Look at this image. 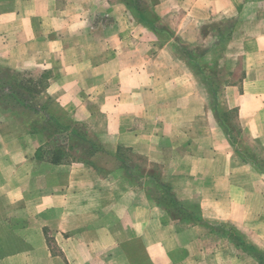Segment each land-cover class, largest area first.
Here are the masks:
<instances>
[{
  "label": "crops",
  "instance_id": "1",
  "mask_svg": "<svg viewBox=\"0 0 264 264\" xmlns=\"http://www.w3.org/2000/svg\"><path fill=\"white\" fill-rule=\"evenodd\" d=\"M192 1L198 10L183 13L191 31L184 22L177 28L185 41L202 38L208 25L218 36V25L240 19L227 45L242 60L241 76L219 98L225 110H237L241 132L261 151L249 163L235 162L233 141L209 109L202 87L209 80L172 46L151 55L137 41L126 3L0 0V78L23 84L24 73L41 75L44 89L31 98H52L82 130L92 122L95 144L119 169L103 170L98 155L94 164L43 158L40 134L0 106V264L196 263L198 238L181 243L179 234L165 235L175 222L145 186L153 165L171 172L176 200L197 197L203 220L250 231L264 245V172L257 168L264 161V0L251 13L247 0ZM182 3L160 0L159 17ZM121 147L145 157L140 176L120 171Z\"/></svg>",
  "mask_w": 264,
  "mask_h": 264
},
{
  "label": "rangeland",
  "instance_id": "2",
  "mask_svg": "<svg viewBox=\"0 0 264 264\" xmlns=\"http://www.w3.org/2000/svg\"><path fill=\"white\" fill-rule=\"evenodd\" d=\"M112 1H120L128 5L129 9L127 12L136 20H132V24L134 30H136L134 32L139 35L137 41L141 38V44H148L146 49H149L151 55L158 56V50L161 47L172 46L175 52L178 53L179 51L184 56L180 55V58L185 63H187V60H193L199 75L209 80V82H204L202 85L206 93L208 92L211 96L208 106L215 116V121L221 127V130L233 141L234 148L232 153L235 156V162L241 164L250 161L252 158L254 159L253 156L258 146L243 134V131L241 132V124L237 118V110H225L222 105L223 103L221 104L217 100L216 96H214V91H212L215 90L218 94H222L225 86L229 85L231 81L239 79V76H241V71L237 65H240L242 60L240 57L236 58L233 48L228 50L229 45H227L231 39V32L238 27L237 23L240 19L232 22L228 20L226 24L218 25L220 32L218 36H215L212 32L215 26L208 25L203 30L202 38L198 39L197 36L195 38L190 36L191 42L185 41L183 38L185 35L178 34L177 28L184 22V30L191 31L192 21L187 14L183 15V13H191L193 10L197 11V6H199L200 2L195 3L192 0H183L184 3L175 7L167 18H161L156 8L160 0ZM247 1L246 4L250 3V7L246 10L250 11V13L259 8L255 3L256 0ZM184 41L192 45L190 46L191 48L186 50V47L184 48L182 45ZM221 41L222 43H220ZM162 57L165 59L167 56L164 57L162 55ZM106 58H109V55ZM222 66L227 68V73L233 69L235 71L227 74L222 69ZM0 76H6V74L0 73ZM38 77L39 79L36 80ZM40 78L41 75L24 73L23 79L26 80L23 84H15L12 82V85L17 90L16 92L20 94L19 99L28 98V90H31L32 87L35 88L37 85L43 91V85L37 84L41 81ZM35 80L37 83H31ZM18 81L21 83L19 77ZM2 96L8 99L1 100ZM19 99H13L11 88L8 86L5 87V85L0 86V106L7 107L15 114L18 113L24 119L28 131L34 130V133L40 134L39 139L43 144L40 155L43 158L53 159L56 163L70 165L77 161L94 164L91 158L98 155L100 156V161L97 164L107 166V169L101 167L103 170L119 172V169L115 166V162L111 160V154L95 144L94 140H97L98 137L92 135L94 134L91 131L94 126L92 122L87 125L84 124L82 130V127L74 125V122L70 121L68 116H63V110L59 108L56 101L47 96L33 100L28 98L25 103L21 104L24 107L28 105L32 106L35 103L39 104V114H35L29 107H27L29 109L24 110L20 105L22 101ZM18 106L23 109V112L20 109L17 110L19 108ZM121 117L124 118L125 116ZM127 126L129 125L125 121L123 124V132L127 131ZM66 127H69V129L64 130ZM167 150L169 151V155L172 154L170 149ZM256 151L258 153L261 152L260 150ZM115 157L117 158L115 161L119 160L120 162V171L123 170L124 173L127 172L134 176H140L145 171V163L147 162L145 157L130 150V148L121 147L120 153H116ZM257 168L261 172H264V161L259 163ZM145 174L150 177L146 179V184L143 180L140 181L138 179H135V182L137 184L144 183L146 187L149 186L153 204H157L160 208H163V211H166L165 218L169 223L175 222V225L170 227L165 235L179 234L181 243L192 242L193 238H198L197 251L202 254L199 255L201 258L194 264H264V245L253 243L254 238L250 234V231L240 230L233 225L225 223H209V221L203 220L197 197L184 203L176 200L172 193L170 183L173 180L169 178L168 173V176L164 175L161 166L153 165L150 172L145 171ZM120 182L122 183L123 179H120ZM263 219L264 217L262 218V223L264 221ZM249 220L255 223L254 220ZM262 228L264 229L263 226ZM55 248L59 249L58 243ZM138 248L137 246L135 248L136 255L138 254Z\"/></svg>",
  "mask_w": 264,
  "mask_h": 264
},
{
  "label": "trees",
  "instance_id": "3",
  "mask_svg": "<svg viewBox=\"0 0 264 264\" xmlns=\"http://www.w3.org/2000/svg\"><path fill=\"white\" fill-rule=\"evenodd\" d=\"M4 79H1L0 78V86H3V85H5V87L6 86H8L9 88H11L12 89V97H13V99L14 100H17V99H19V97H20V94L18 93V92H16L17 90H16V88L12 85V83L11 82H4L3 81ZM13 82V81H12ZM15 83V82H14ZM16 84V83H15ZM38 84H42L43 85V81L41 80ZM38 86L39 85H37L35 88H33L32 87V89L31 90H28V92H29V94L27 93V96H29L28 98L29 99H32L31 98V96H32V94H34L35 92H37V93H40L41 92V88H38ZM43 88H44V86H43ZM3 89V88H2ZM3 91V90H2ZM214 94L216 95V98H217V100L218 101H220V98H219V96H220V94H218V92L217 91H214ZM22 97H23V95H22ZM28 98H25V99H19L20 101H22V102H20V105L21 104H23V103H25V101L28 99ZM33 100V99H32ZM21 107H23V108H25V109H29L30 108V110L31 111H33L35 114H39L40 113V105L39 104H34V105H32V106H27V107H29V108H27L26 106L24 107V106H22L21 105ZM65 129H69V127L67 128H64V130ZM73 131V130H72ZM119 153H120V151H119ZM120 158V157H119Z\"/></svg>",
  "mask_w": 264,
  "mask_h": 264
}]
</instances>
